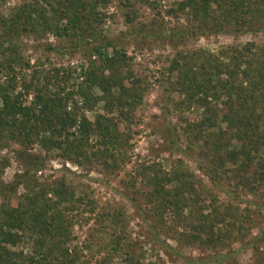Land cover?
I'll return each instance as SVG.
<instances>
[{
  "label": "trees",
  "instance_id": "16d2710c",
  "mask_svg": "<svg viewBox=\"0 0 264 264\" xmlns=\"http://www.w3.org/2000/svg\"><path fill=\"white\" fill-rule=\"evenodd\" d=\"M13 1L0 0V264H91L83 250L92 244L72 246L73 228L91 220L100 234L110 233L99 254L109 247L123 263L141 264L145 255L133 249L126 209L110 203L95 216L94 199L78 195L65 177L42 182L37 174L45 164L30 151L38 148L115 179L121 163L129 162L132 127L151 91L148 71L128 56L127 37L105 33L111 0H21L9 8ZM121 6L128 32L152 45L137 32V26H148L139 7L158 12L157 4L121 0ZM171 13L186 24L164 32L176 54L161 74L162 87L181 96L174 109L190 116L180 118L178 127L152 131L178 150L176 142L186 140L198 157L197 172L210 184L184 159L172 161L169 169L150 162L122 181L125 196L180 251L223 253L247 245L249 264H264V42L240 43L246 33L264 35V0H183ZM158 23L154 18L152 24ZM223 34L234 43L218 54L190 47L201 37ZM50 37L69 46L48 45V52L81 55L83 63L46 69L47 57L32 64L25 42L41 48ZM158 106L168 122L169 103ZM94 111L91 121L87 114ZM12 145L21 148L18 159L26 170L6 184L11 163L1 153ZM106 261L112 259L98 264Z\"/></svg>",
  "mask_w": 264,
  "mask_h": 264
},
{
  "label": "rangeland",
  "instance_id": "374dc122",
  "mask_svg": "<svg viewBox=\"0 0 264 264\" xmlns=\"http://www.w3.org/2000/svg\"><path fill=\"white\" fill-rule=\"evenodd\" d=\"M157 4L158 12L151 8L140 6V15L146 17L148 28H139L137 32L143 31L146 42L152 45L142 43V38L138 37V33L130 34V29L126 24V10L121 6V0H111V3L106 9L107 19L104 24L105 33H108L111 38L124 35L129 42L128 56L134 59V62L141 68L148 71L149 81L151 83V91L144 98L142 106L137 112V124L132 127L133 136L130 142L131 151L127 154L129 162L121 163L120 173L115 179H108L99 170L88 172L85 169L79 168L70 162H65L56 155L47 156L43 151L35 148L30 151V155L40 156L45 164V169L37 174V177L42 181H54L61 177H65L77 189V194L88 193L95 201L97 216L101 213L108 204L114 203L124 207L128 215L132 218L129 228V237L134 244V250L138 254H144L145 258H141V264H190L191 261H198V264H249L251 262L252 251L249 246L236 244L230 252L223 253H201L198 250L187 249L180 251L174 241L166 239L163 235L153 228L150 221H146L143 212H138L135 207L126 198V192L122 187V181L127 179L131 172H134L138 165L150 162H158L163 164L167 169L170 163L177 159H184L186 164L201 176L206 183L210 184L209 180L203 176L201 172H197V156L188 149L186 140L177 141L176 136H173V141H177L176 145L167 142L166 139L159 133H153L155 127H178L181 119L190 115L176 111L175 105L182 102V98L178 93L166 92L162 87V73L169 66V60L174 58L176 49L167 41L164 36L166 30L173 29L174 26L181 24L185 25L184 19L177 20V16L173 13L177 3L183 0H151ZM21 4V0H15L9 4V8H16ZM157 13L159 16H157ZM156 19L158 24H152L153 19ZM264 42V35L260 34L255 37L252 34H244L240 37V43L246 44L249 42ZM234 43V38L228 35L201 37L196 42L190 43L191 48L203 49L205 51L218 54L221 50ZM29 52L26 56L31 57L32 64L41 59L46 61L50 58L51 64L45 68L52 67L68 69L70 67H79L83 61L81 55L72 56L70 53L59 54L57 52H48L46 46H69V42L59 41L53 37L39 45L26 41ZM179 49H183L180 47ZM47 54V55H45ZM170 100H168L169 98ZM169 103L171 114L169 120L164 121L159 104ZM97 111L88 113L87 116L91 121L95 120ZM154 116L159 117L154 121ZM180 119V120H179ZM165 125V126H164ZM177 132H181L178 130ZM175 149V151H173ZM21 148L17 145H12L11 149L3 150L1 155L6 156L10 160V167L6 170L4 181L6 184L13 182L15 175L23 174L26 170L23 162L18 159V151ZM23 193V189L19 190V194ZM1 203V200H0ZM95 216H92L95 219ZM86 217H88L86 215ZM80 221L73 228L74 241L73 247L83 248L86 243L92 244L90 251L83 250V255L86 261L91 264H98L102 259L111 258L112 261H106V264H126L119 256H113L109 247L104 252L99 254V250L103 245H109L110 233L100 234L99 227H96L94 221L91 220L88 224H83ZM82 224V225H81ZM94 235L99 239L96 243L90 238ZM258 231L253 232L256 237ZM252 240V239H251ZM168 246L169 248L167 249ZM102 245V246H99ZM167 249V250H166ZM108 260V259H107Z\"/></svg>",
  "mask_w": 264,
  "mask_h": 264
}]
</instances>
